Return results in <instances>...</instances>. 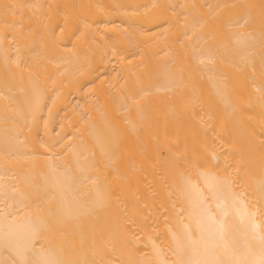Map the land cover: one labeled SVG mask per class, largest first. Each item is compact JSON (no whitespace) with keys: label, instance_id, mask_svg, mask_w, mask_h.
Wrapping results in <instances>:
<instances>
[{"label":"bare ground","instance_id":"1","mask_svg":"<svg viewBox=\"0 0 264 264\" xmlns=\"http://www.w3.org/2000/svg\"><path fill=\"white\" fill-rule=\"evenodd\" d=\"M199 88L226 109L149 100ZM238 109L251 165L229 138ZM119 134L135 206L146 176L174 177L160 225L141 208L112 240L98 167ZM0 264H264V0H0Z\"/></svg>","mask_w":264,"mask_h":264},{"label":"rangeland","instance_id":"2","mask_svg":"<svg viewBox=\"0 0 264 264\" xmlns=\"http://www.w3.org/2000/svg\"><path fill=\"white\" fill-rule=\"evenodd\" d=\"M199 91H200V93L198 92V93H191V92H189V91H187L186 92V89H185V91L182 93V92H179L178 93V95H177V93H173L172 95H170V94H168V93H166V94H163L162 96H159L158 95V97H154L155 96V94L153 95V94H150L149 96H150V98H149V96H148V98H149V100L152 102V104L154 103V102H156V104H158V106L159 105H162L163 104V106H167L168 108L170 107H173V109L176 107V108H178V110L179 109H182V110H180V111H182V112H185V109H186V111H187V109H193V107H190V103H191V101H192V103L194 104L195 103V109H197V105H198V109H199V111H205V109H206V106H207V109L208 108H212V109H214V107H215V105H216V107H217V103H214V102H217L218 101V103L219 104H221V107L222 108H224V106H223V103H224V101L222 102V100H224V96L223 95H221V94H216V93H213L212 92V94H210V92H209V88L208 89H206V88H199L198 89ZM207 90H208V92H207ZM206 91V92H205ZM203 92H205V93H203ZM193 94L196 96V99H195V97L193 96ZM214 94V95H213ZM153 95V96H152ZM243 96V95H242ZM241 96V97H242ZM194 97V98H193ZM244 97V96H243ZM147 98V99H148ZM245 98V97H244ZM146 99V100H147ZM194 99V100H193ZM240 99V98H239ZM211 100V101H210ZM216 100V101H215ZM247 100V99H246ZM159 101H161V102H159ZM197 101V102H196ZM240 101V100H239ZM239 101H238V105H239ZM145 102V101H144ZM164 102V103H163ZM200 102V103H199ZM243 102V101H242ZM246 102H248V101H246ZM168 103V104H167ZM197 103V104H196ZM199 103V104H198ZM241 103V102H240ZM249 104H250V102H248ZM143 104V103H142ZM147 104V103H146ZM146 104H145V106H146ZM149 104V103H148ZM193 104H191V105H193ZM202 104H206V105H202ZM218 104V105H219ZM225 104V103H224ZM244 104V103H243ZM248 104V105H249ZM149 105H151V104H149ZM169 105V106H168ZM186 105L188 106V108H186ZM152 106V105H151ZM157 106V105H156ZM199 106H202V108L201 107H199ZM214 106V107H213ZM241 106V105H240ZM245 106V105H244ZM249 106H251V105H249ZM219 107H220V105H219ZM240 108V107H239ZM242 108V107H241ZM245 108H248V106L247 107H245ZM244 108V109H245ZM201 109V110H200ZM215 109H218V108H215ZM221 109V108H220ZM225 109H226V106H225ZM224 109V110H225ZM194 110V109H193ZM239 110V109H238ZM243 110V109H242ZM241 109L239 110L240 111V113H239V116H238V120H237V122H235V124H234V122H233V124H230L231 122H228L229 124H230V127H231V125H232V132H231V128L230 129H228V131L229 132H231V133H229L231 136L229 137V138H231L232 136H233V139H236L238 142L240 141V144H239V146H238V152L240 151V154H241V156H243L244 158H245V160H246V162L248 161V164L249 165H251L252 164V162H253V157H251V155H252V152H251V147H252V137H251V135H250V128H251V123L252 122H250L251 120H252V118H249V116L248 115H250L249 113H248V115H247V110H246V112L243 110L242 111ZM201 111V112H202ZM218 112H219V110H218ZM244 112L246 113V115H244ZM250 112V111H249ZM245 116V117H244ZM246 117H248L249 119H250V121H248V119H246ZM224 118V121L223 120H221V121H223L222 122V126L223 127H227V128H229L228 126H225L226 124V119H225V117H223ZM222 118V119H223ZM220 119L221 118H219V121L218 122H221L220 121ZM247 121H246V120ZM195 120V119H194ZM218 120V119H217ZM226 121V122H225ZM120 122H122L121 120L119 121V123H117V124H119L120 126H122L121 124H123V123H121L120 124ZM246 122V123H245ZM195 123H197L196 121H195ZM198 123H200V122H198ZM182 124H184V123H182ZM201 124V123H200ZM215 124H216V122H215ZM225 124V125H224ZM245 124V125H244ZM217 125H219V124H217ZM217 125H215V126H217ZM197 126V125H196ZM200 126V125H199ZM214 126V127H215ZM221 126V125H220ZM243 126V127H242ZM188 125L186 126V124H185V126H184V131H188ZM217 128V127H216ZM227 128H221L220 129V131H218L219 132V134L216 132V134H214V135H216V136H214L215 138L217 137L218 138V136H220L221 138H222V133H223V130H225V129H227ZM215 129V128H214ZM217 129H219V127L217 128ZM239 130V131H238ZM215 131H216V129H215ZM227 131V130H226ZM237 131V132H236ZM108 131H104V133H105V135H106V133H107ZM225 132V131H224ZM234 132V133H233ZM248 132H250V133H248ZM197 133V132H196ZM195 133V136H196V138L195 137H193L195 140L197 139L198 140V137H200L199 135H198V133L196 134ZM227 133V132H226ZM237 133H239V134H237ZM225 134V133H224ZM228 134V133H227ZM226 134V135H227ZM228 134V135H229ZM241 134V135H240ZM124 135H126L125 133H124ZM198 135V136H197ZM113 136V135H112ZM224 136V135H223ZM127 137V136H126ZM115 138V139H114ZM214 138V139H215ZM217 138H216V140H217ZM221 138H220V141H221ZM224 138L225 139H227V142L228 143H231L230 145H231V148L233 149L234 148V146L235 145H238V142H236L235 140H233V144H232V141L231 142H229V138H227V137H225L224 136ZM232 139V138H231ZM113 140V141H112ZM125 140H127V138H124V136L123 135H121V134H119L118 136H116V135H114L113 136V138L112 139H108V141L110 142V144H108L107 146H108V148H107V150L109 151V147H111V149L113 150H110L109 152L110 153H112V152H114V154H115V160L112 162L113 163V166L111 165V166H109L110 164V161H109V159H108V161H109V163H107L105 160V162L106 163H103L101 160L99 161V162H101L100 163V165H99V167L98 168H100V170H98V171H100V173H101V171L104 173L103 175H102V173H101V181L103 182V183H105V184H103V183H101V187L103 188V190H105V192H106V197H105V199L103 200V202H102V205H101V207H100V209H99V213H98V216L97 217H95L94 219H95V221H96V226H95V228L97 229V230H99L98 232L99 233H101V234H106V237L109 235L110 236V238L112 239L114 236V238H117L118 236H119V234H122V231L123 230H125V232H128L129 230L130 231H133V232H135L134 230H136L135 228H137V226L136 225H138V223L137 224H135L136 222L134 221L133 222V224H132V219H135V217H136V221H140L138 218H141L140 216L142 215H140V213L142 212H145L146 211V209H147V211L145 212V213H150L151 211H153L155 214V218L154 219H156V221H157V223L158 222H160L159 220H161L163 217H165V216H163L164 215V212L166 213V211H164V210H166L165 208H166V205H165V208H164V203L166 204L168 201H169V199L168 200H166L167 198H168V196L171 194V189H172V185H171V183H172V179H173V172L174 171H172L171 172V169H169L168 168V170H167V167L165 166H161V168L164 170L163 172H160V171H162V170H159V173H157V174H155L154 176H153V178L152 177H150V176H146L144 179H145V181L144 180H141V176H140V174H139V179H140V181L142 182V187L141 188H144V189H146L145 188V185L143 184L144 182H145V184H147V187H149L150 189H146V190H150V191H148L149 193L148 194H143L142 192H141V196L139 195H136V197L138 196V198H136V199H134V200H136V202L139 200V197H140V202L137 204L136 203V206H135V203H134V201L132 202L131 200V196H132V194L129 192V186H128V184H127V182H126V177L124 178V172L126 173V171L127 170H125V168L127 167H125L124 166V164H126V161H127V163H128V161L130 162L131 160H128L129 159V157H130V159H132L131 158V155H132V157H133V154H131V153H128V150H127V147H128V144H126L125 145V143H123V141H125ZM223 141V140H222ZM234 142H236L235 143V145H234ZM108 143V142H107ZM131 143V142H130ZM132 144V143H131ZM244 144V145H243ZM110 145V146H109ZM133 145V144H132ZM132 145H131V151H133L134 149L132 148ZM135 145V144H134ZM137 146L139 145V144H136ZM240 145H242V146H240ZM129 146H130V144H129ZM140 146V145H139ZM138 146V147H139ZM246 146V147H245ZM134 147H136V146H134ZM244 147V148H243ZM124 148V149H123ZM139 148H141V146L139 147ZM235 148H237V146H235ZM235 148L233 149V150H235ZM242 148V149H241ZM248 148V149H247ZM249 148H251L250 149V151H246V149L247 150H249ZM128 149H129V147H128ZM133 149V150H132ZM138 149V148H137ZM137 149H136V151H137ZM138 150H140V149H138ZM141 150H143V149H141ZM102 152L101 154H102V157H103V159H106V158H104V153H106V154H108L109 152ZM112 151V152H111ZM130 150H129V152H131ZM136 151L134 150L133 151V153L134 154H137L136 153ZM242 151V152H241ZM248 154H247V153ZM139 153V152H138ZM106 154H105V157H106ZM140 154H141V151H140ZM138 155V157L140 158V157H142L141 159H139V162L138 163H140V164H142V163H144L145 165H150L151 166V164H150V162L148 161V154H146L147 155V157H145V155L144 154H141V155ZM235 154H237V153H235ZM109 155V154H108ZM137 157V158H138ZM136 160H137V158H136V155H135V157H134ZM133 158V159H134ZM145 158V159H144ZM150 158V157H149ZM152 158V157H151ZM151 158H150V161H151ZM134 159V160H135ZM143 160H144V162H143ZM125 161V162H124ZM146 161V162H145ZM142 162V163H141ZM153 162V161H152ZM98 163V162H97ZM111 163V164H112ZM148 163V164H147ZM169 163V162H168ZM99 164V163H98ZM105 164H107V165H105ZM165 164H167V163H165ZM182 164V163H181ZM234 164H235V162H234V160L233 161H231V163L229 164L230 166V168H235V167H233L234 166ZM143 165V164H142ZM188 165V164H187ZM186 164H182V166H179L181 169H189V168H192L191 166L193 165L192 163L190 164L191 166H187ZM195 165V164H194ZM98 166V165H97ZM152 166H153V164H152ZM151 166V167H152ZM168 167H169V165H168ZM141 168H143V166L141 167ZM141 168H139V169H141ZM165 168H166V170L168 171H166L165 170ZM137 169V168H136ZM158 169H160V167L158 168ZM158 169L156 168V170L155 171H158ZM125 170V171H124ZM140 172H141V170H140ZM140 172H138V170H137V173H140ZM167 172V173H166ZM99 173V172H98ZM118 173V174H117ZM128 173V172H127ZM142 174H144V176H145V173H143V171L141 172ZM110 174V175H109ZM115 174H117V175H115ZM175 174H176V171H175ZM107 175V179L104 177V176H106ZM115 175V176H114ZM128 175V174H127ZM147 175V174H146ZM110 176V177H109ZM114 176V177H113ZM126 176V175H125ZM143 176V177H144ZM102 177H104L105 178V181H104V179L102 178ZM115 178V179H114ZM124 178V179H123ZM109 179V180H108ZM111 179H114L113 181L111 180ZM107 180V181H106ZM144 181V182H143ZM127 184V185H126ZM106 185V186H105ZM110 185V186H109ZM103 186H105V187H103ZM151 187H153V189L151 188ZM120 189V190H119ZM152 189V190H151ZM116 190H118L119 192L121 191L122 193H119V192H115ZM145 190V191H146ZM141 191H142V189H141ZM144 191V190H143ZM144 191V192H145ZM112 192H114V193H112ZM124 192V193H123ZM129 192V193H128ZM155 192V193H154ZM114 194V196L117 194V193H119L120 194V196H119V194H117L116 195V198H114L113 196H112V194ZM147 193V192H146ZM160 193V194H159ZM140 194V193H139ZM142 194H143V196L145 195V197L147 198L146 200H147V202H149L150 203V205H151V207H149L150 205H149V203H148V205L146 206V200H144V197H142ZM152 194V195H151ZM130 195V196H129ZM147 195V196H146ZM149 195H151V197L149 196ZM125 196V197H124ZM135 196V195H134ZM171 196V197H170ZM169 197L170 198H172V194L170 195ZM118 197V198H117ZM141 197H142V199H141ZM114 198V199H113ZM123 198H124V200H125V198H126V203H129V205L131 206V208L133 209V208H135V211H132V212H134L135 214H137V213H139L138 215H136L135 216V214L134 215H129V213H130V211L129 210H127V209H125L126 207V204H125V201L123 202ZM133 198V197H132ZM151 198V199H150ZM120 200V203H119V200ZM128 199V200H127ZM131 199V200H130ZM144 200V201H143ZM153 202H152V201ZM130 201H131V203H130ZM167 201V202H166ZM113 202V203H112ZM141 202H143V203H141ZM104 203V204H103ZM123 203V205H121ZM142 204V206L143 207H140V208H138L137 206H140L141 204ZM111 204V205H110ZM140 204V205H139ZM105 206V207H104ZM106 206H107V209H106ZM123 208H122V207ZM145 206V207H144ZM153 207V208H152ZM137 208H138V210H137ZM141 208H145L143 211L141 210ZM111 209V210H110ZM124 209V210H123ZM131 209V210H132ZM152 209V210H151ZM125 210H127V211H125ZM151 210V211H150ZM129 211V212H128ZM150 211V212H149ZM115 213V214H114ZM121 213H123V215L121 214ZM125 213H127L128 215H129V217L125 214ZM125 214V215H124ZM140 215V216H139ZM161 215H162V217H161ZM99 216H100V219H99ZM102 216V217H101ZM125 216H127V217H125ZM134 217V218H131V217ZM104 217V218H103ZM124 217V218H123ZM161 217V219H159ZM103 218V219H102ZM126 218V219H125ZM97 220H98V222H97ZM127 220H129V221H127ZM100 221V222H99ZM102 221L103 222H106V224H104L103 226H105L106 225V227H107V229L109 230V232L107 231V232H105L106 230H103V229H105L103 226H102ZM153 221V220H152ZM118 222V223H117ZM128 222V223H127ZM154 222H155V220L153 221V226H154ZM98 223L100 224V225H98ZM115 223V224H114ZM156 222H155V228H156V224H157ZM117 224V225H116ZM128 224H130V225H128ZM152 224H150V226H152ZM125 225H126V228H125ZM128 225V226H127ZM158 225H160L159 223H158ZM117 226V227H116ZM129 226H131V228H133V229H130L129 228ZM152 226V227H153ZM116 227V228H115ZM158 227V226H157ZM129 228V230H127ZM139 228V227H138ZM138 228H137V230H138ZM110 231H112V232H110ZM114 231H115V233H114ZM132 232V233H133ZM112 235H114L113 237H112ZM105 236V235H104ZM112 239V240H116V239Z\"/></svg>","mask_w":264,"mask_h":264}]
</instances>
